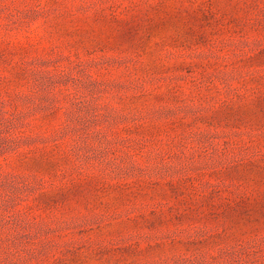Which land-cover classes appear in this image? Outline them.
<instances>
[{"label": "rangeland", "instance_id": "1", "mask_svg": "<svg viewBox=\"0 0 264 264\" xmlns=\"http://www.w3.org/2000/svg\"><path fill=\"white\" fill-rule=\"evenodd\" d=\"M0 264H264V0H0Z\"/></svg>", "mask_w": 264, "mask_h": 264}]
</instances>
